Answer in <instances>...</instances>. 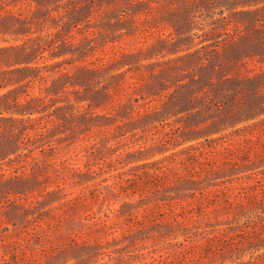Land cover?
I'll use <instances>...</instances> for the list:
<instances>
[{
  "label": "rangeland",
  "instance_id": "rangeland-1",
  "mask_svg": "<svg viewBox=\"0 0 264 264\" xmlns=\"http://www.w3.org/2000/svg\"><path fill=\"white\" fill-rule=\"evenodd\" d=\"M0 264H264V0H0Z\"/></svg>",
  "mask_w": 264,
  "mask_h": 264
}]
</instances>
